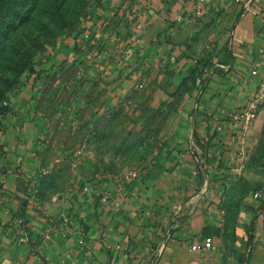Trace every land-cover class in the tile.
Masks as SVG:
<instances>
[{"label":"crops","instance_id":"0c3cea01","mask_svg":"<svg viewBox=\"0 0 264 264\" xmlns=\"http://www.w3.org/2000/svg\"><path fill=\"white\" fill-rule=\"evenodd\" d=\"M118 2L137 27L131 56L92 67L90 78L102 73L113 101L128 105L141 84L156 101L193 79L192 132L169 136L150 167L124 180L91 161L67 171L42 164L31 92L13 96L3 119L0 264H264V170L256 179L244 161L264 141V0ZM67 46L55 60L72 56ZM254 100L243 130L236 113ZM197 237H211L212 248L190 250Z\"/></svg>","mask_w":264,"mask_h":264},{"label":"rangeland","instance_id":"374dc122","mask_svg":"<svg viewBox=\"0 0 264 264\" xmlns=\"http://www.w3.org/2000/svg\"><path fill=\"white\" fill-rule=\"evenodd\" d=\"M119 5L118 0H36L29 22L11 38L22 51L29 48L31 63L5 88L2 75L9 74L5 68H15L17 62L8 53L0 59V92L4 91L0 158L7 115L1 114V105L8 101L10 106L11 98L24 90L32 94L33 119L39 128L35 148L43 165L65 164L69 171L81 161H91L100 175L124 180L150 167L169 136L192 132L186 123L195 115L185 109L193 79L183 81L166 96L159 94L156 101L148 86L141 84L128 105L113 101L102 73L100 79L90 78L92 67L103 69L107 63L117 67L118 61L131 56L137 27H129L134 16L120 13ZM65 45L71 46L68 53L73 54L59 62L55 57ZM192 103L196 107V101ZM249 154L245 166L259 179L257 169L264 170V141L261 149ZM60 177V173L52 174L49 180L56 185Z\"/></svg>","mask_w":264,"mask_h":264},{"label":"trees","instance_id":"16d2710c","mask_svg":"<svg viewBox=\"0 0 264 264\" xmlns=\"http://www.w3.org/2000/svg\"><path fill=\"white\" fill-rule=\"evenodd\" d=\"M35 3L36 0H0V59L7 53V56L14 55V63L17 62L15 68H18H5V71H9V74L6 77L4 74L2 75L4 88L10 85L15 80L17 74L31 63L32 57L29 48L22 51L21 48L12 44L11 38L21 25L29 22V13ZM16 57L18 59H15ZM6 58L8 60L10 57ZM3 96L4 91L2 90L0 92V100ZM1 110V114L6 115L10 111V106L1 105Z\"/></svg>","mask_w":264,"mask_h":264},{"label":"built area","instance_id":"2783aa9c","mask_svg":"<svg viewBox=\"0 0 264 264\" xmlns=\"http://www.w3.org/2000/svg\"><path fill=\"white\" fill-rule=\"evenodd\" d=\"M203 3H206V0H200ZM239 1V0H237ZM202 11V7H197V12L200 13ZM253 73H256L253 70ZM4 104L9 105L8 101H4ZM257 108L256 100L252 101L245 109L239 110L236 113V118L242 120V128L243 130H247L252 123V119ZM3 198V187L0 185V199ZM213 246V239L211 237L205 238H194V240L190 244V250L192 251H200L205 253L209 251Z\"/></svg>","mask_w":264,"mask_h":264}]
</instances>
